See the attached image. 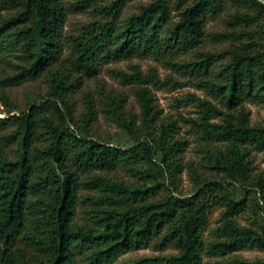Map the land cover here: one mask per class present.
<instances>
[{
    "label": "trees",
    "instance_id": "16d2710c",
    "mask_svg": "<svg viewBox=\"0 0 264 264\" xmlns=\"http://www.w3.org/2000/svg\"><path fill=\"white\" fill-rule=\"evenodd\" d=\"M4 1L18 11L0 23V56L13 46L21 48L15 74L4 82L17 85L45 71L52 98L0 118V130L14 127L0 133V264H77L78 260L112 264L125 251L152 242L160 249L173 246L177 252L123 264H201L205 254L264 249V230L240 225L237 219L252 206L254 195L260 193L264 200V172L254 173L248 159L252 151H264V125L252 123L246 107L247 102L264 104L262 1L233 0L239 9L226 21V30L214 35L228 45L215 51L201 49L207 38L206 22L226 0H152L124 20L119 18L130 0L74 1L110 17L93 21L72 37V64L77 69L92 75L102 59L151 55L197 76V84L213 98H195L200 116L190 122L202 132L213 168L223 178L211 179L194 169L192 194L170 192L162 197L157 194L169 184L177 187L184 170L179 163L182 147L175 138L176 121L160 117L155 96L144 85L150 78L138 69L120 72L124 82L138 85V118L127 113L123 94L102 101L107 117L132 135L133 146L79 135L69 125L73 120L69 95L76 81L56 68L64 65L61 57L69 44L63 35L68 10L64 0ZM194 50L191 59L182 58ZM219 62L223 63L216 71ZM151 79L164 83L154 70ZM173 80L168 79L176 85ZM1 97L7 100L5 93ZM79 128L88 131L86 126ZM214 143L222 148L212 149ZM119 166L141 183L98 173ZM232 182L247 185L243 197L235 196ZM81 189L87 193L80 196ZM80 202L91 223H75ZM217 206L224 207L220 222L206 237ZM236 264H264V259H238Z\"/></svg>",
    "mask_w": 264,
    "mask_h": 264
},
{
    "label": "rangeland",
    "instance_id": "374dc122",
    "mask_svg": "<svg viewBox=\"0 0 264 264\" xmlns=\"http://www.w3.org/2000/svg\"><path fill=\"white\" fill-rule=\"evenodd\" d=\"M75 0H64L67 6V16L63 23V35L69 41L64 48L62 54L63 66L56 67L70 76V80L76 81L72 87L73 92L69 95L71 103V114L73 120H69L71 128L76 130L79 135L101 140L102 142L121 146L124 148L131 147L135 144L132 135L122 125L111 121L106 113L102 101L108 95L118 96L123 94L125 97V108L128 114L140 115L141 106L139 97L136 93L137 84H129L124 82L120 72L134 73L136 69L140 71L144 78H150L148 83L154 96L155 102L159 110L161 118L176 121L175 138L181 143L182 150L179 156V163L183 165V172L178 177V184L175 187L172 184L168 188L163 189L157 194V197H162L165 194L173 192L177 195L187 196L192 194L196 189L195 179L191 170L196 169L201 175H205L211 179L221 180L224 176L214 169V163L209 155V144L204 139L200 130L193 126L191 119H198L200 116L199 107L195 102L196 97H210L204 87L198 85L197 76L190 73H183L172 67L162 59H157L154 56H139L133 55L122 57L120 59H102L98 64V70L95 74L87 75L83 70L77 69L72 60L75 58L73 48L70 44L72 37L80 35L93 21H105L110 17L95 11L90 6H78L74 4ZM113 0H99L100 3H110ZM152 0H130L122 8L120 20H124L131 14L140 10L141 6L151 2ZM193 1V0H189ZM239 8L234 4L233 0H226L225 6L216 15H209L206 22L207 38L201 49L220 50L225 48L227 42H219L215 38V34L223 32L227 28L226 21ZM18 11V8L11 4H6L4 0H0V23L4 18L11 17ZM173 18L177 19L176 11H173ZM67 41V42H68ZM21 51L20 47H12L3 57L0 56V118H6L13 114H20L28 110L31 105L40 104L50 95V80L47 72H42L37 78L26 80L17 85H7L4 79L15 74V65L20 63L16 56ZM195 53L190 52L183 56V59H191ZM223 62H219L216 66V71L219 70ZM154 70L161 81L164 83L156 84L151 79V71ZM174 79L175 83L169 82L168 79ZM6 95L7 100L1 96ZM60 106H64L58 102ZM246 107L251 111L252 123L264 125V104L258 102H247ZM94 108V110L92 109ZM93 110L89 118V112ZM86 120L87 124H86ZM79 125L86 126L88 131H83ZM14 127L9 126L7 129L0 130V133L12 130ZM14 147V145H12ZM212 149L222 148V144L214 143ZM14 148L10 151L14 154ZM250 165L254 173L264 172V151H252L248 155ZM98 173L109 176L114 180L124 181L126 183H135L141 181L127 171L125 167L119 166L112 171L101 170ZM233 183V182H232ZM235 196L241 198L245 194V188L241 183H233L231 186ZM255 188L251 191H253ZM87 192L80 190V196ZM251 207L237 215L240 225L253 226L259 231L264 230V200L260 193L254 195L251 202ZM85 205L80 202L75 216L77 225L91 223L90 219L84 212ZM223 206H217L209 217V228L205 232V236L210 235L211 229L216 227L220 222V216L223 211ZM22 245V244H21ZM23 246V245H22ZM27 255H32V249L28 248ZM177 249L173 246H168L165 249L158 248L154 242L150 245L127 250L120 254L112 264H123L126 262L135 261L142 257L155 255H169L176 253ZM257 260L264 259V249L257 247H247L235 251L228 255L213 256L205 254L201 264H236L237 260ZM77 264H83L78 260Z\"/></svg>",
    "mask_w": 264,
    "mask_h": 264
},
{
    "label": "water",
    "instance_id": "95a60500",
    "mask_svg": "<svg viewBox=\"0 0 264 264\" xmlns=\"http://www.w3.org/2000/svg\"><path fill=\"white\" fill-rule=\"evenodd\" d=\"M260 1H262L264 3V0H260Z\"/></svg>",
    "mask_w": 264,
    "mask_h": 264
}]
</instances>
